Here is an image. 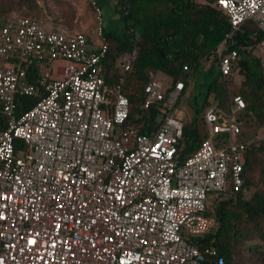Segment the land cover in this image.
<instances>
[{
  "label": "built area",
  "instance_id": "built-area-1",
  "mask_svg": "<svg viewBox=\"0 0 264 264\" xmlns=\"http://www.w3.org/2000/svg\"><path fill=\"white\" fill-rule=\"evenodd\" d=\"M91 4L94 38L47 30L26 15L0 26V264H224L213 245L196 240L218 226L206 212L209 192L248 194L249 142L238 140L243 99L234 96L224 109L209 95L208 135L180 162L183 121L176 103L194 69L184 64L186 79L170 84L149 71L143 107L156 105L160 120L139 132L123 93L136 49L124 54V74L108 84L101 10L97 0ZM213 6L226 15L229 31L200 63L229 78L246 23L263 37L249 34L245 51L264 57V0ZM34 67L38 74L30 80ZM18 96L38 101L17 115ZM260 129L252 141H262L264 159Z\"/></svg>",
  "mask_w": 264,
  "mask_h": 264
},
{
  "label": "trees",
  "instance_id": "trees-1",
  "mask_svg": "<svg viewBox=\"0 0 264 264\" xmlns=\"http://www.w3.org/2000/svg\"><path fill=\"white\" fill-rule=\"evenodd\" d=\"M17 1L29 9L36 7L33 0ZM214 2L215 0H117L114 11L121 28L117 33L103 29L108 51L101 65L106 82L110 84L124 74V54L136 49L133 66L125 74L123 93L129 102L130 123L139 132H149L156 128L160 120L156 105L146 109L143 107V85L149 71L162 73L173 83L178 79H186V74L182 71L184 64H189L194 69L192 78L196 75L209 76L217 69L211 66L202 71L200 63L203 57L213 52L229 31L226 15L214 8ZM6 20L7 18L0 21V26ZM243 29V34L238 36V57L233 64V75L223 78L218 71V75L206 85L202 99L195 100L190 106V117L183 120L182 138L177 153L180 162L190 156L208 135L203 111L211 94L218 106L224 109L234 96L239 95L243 99L245 109L238 114L237 119L240 128L246 123L253 127L250 140L264 127V62L245 51L249 34L255 33L259 37H263V34L252 23H246ZM32 73L30 80L37 76L38 67H34ZM234 74L242 77L238 85L233 81ZM188 85L189 82H186L185 90L177 100V111ZM37 101V98L29 96L16 97L17 115H21ZM241 134L240 132L238 140L248 142V139L242 140ZM261 144V140L251 141L244 151V186L247 189L257 186L249 197L243 194L233 196L229 190L207 194L206 212L215 215L218 226L196 242L213 245L224 264H234L238 251L244 249L240 247L242 244L253 238L264 241V159L260 155ZM246 249L251 251L253 247L248 245Z\"/></svg>",
  "mask_w": 264,
  "mask_h": 264
},
{
  "label": "rangeland",
  "instance_id": "rangeland-1",
  "mask_svg": "<svg viewBox=\"0 0 264 264\" xmlns=\"http://www.w3.org/2000/svg\"><path fill=\"white\" fill-rule=\"evenodd\" d=\"M36 7L29 9L20 4L17 0H0V21L8 19L14 15H26L37 19L41 26L47 30L68 29L71 31L85 33L88 37H95L98 27V20L93 10L91 0H33ZM117 0H97V4L101 10V20L103 29L112 33H117L120 30L118 15L114 11V6ZM261 62H264V57H256ZM201 69H203L201 67ZM205 70V69H204ZM218 75V70L215 69L209 76L196 75L192 78L189 84V98L184 97L180 100L178 116L182 121L186 120L192 114L190 106L197 100L200 101L205 91L206 85ZM161 80L166 84L171 83V79L161 75ZM242 80L240 75L233 76L235 85H238ZM252 126L249 123L241 126L242 140H250ZM257 186L248 188L247 197H249ZM253 247L248 251L246 247ZM244 248L241 250V248ZM238 248V255L234 257V264H264V241L257 238L242 244ZM243 257V259H242Z\"/></svg>",
  "mask_w": 264,
  "mask_h": 264
},
{
  "label": "crops",
  "instance_id": "crops-1",
  "mask_svg": "<svg viewBox=\"0 0 264 264\" xmlns=\"http://www.w3.org/2000/svg\"><path fill=\"white\" fill-rule=\"evenodd\" d=\"M202 71H205L204 69H202ZM161 75H163L162 73H160ZM163 76H165V75H163ZM165 77H167V76H165ZM168 78V77H167ZM191 80H192V78H191ZM190 80V81H191ZM171 83H172V81H171ZM189 84H190V82H189ZM187 89H189V85H188V88ZM187 96V98H189V93H185V97ZM260 132H261V129H259L258 131H257V133H256V136H260Z\"/></svg>",
  "mask_w": 264,
  "mask_h": 264
}]
</instances>
